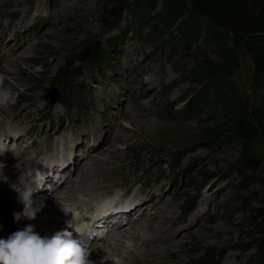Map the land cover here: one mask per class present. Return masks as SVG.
<instances>
[{
    "label": "rangeland",
    "instance_id": "1",
    "mask_svg": "<svg viewBox=\"0 0 264 264\" xmlns=\"http://www.w3.org/2000/svg\"><path fill=\"white\" fill-rule=\"evenodd\" d=\"M190 3L0 0V87L16 95L15 103L0 106V147L8 148L0 168L9 178L0 180V238L29 223L41 236L64 229L59 203L77 194L89 202L139 190L152 200L141 209L145 230L137 226L139 235H149L152 264H196L226 247L216 264L253 263L257 247L239 248L262 235L256 218L264 208V72L256 70L250 49L192 13ZM88 39L109 53L99 65L75 62L80 76L73 89L57 74ZM52 87L59 97L49 103ZM239 121L250 123V140L235 139ZM36 155L51 164L67 156L68 168L55 175L68 178L60 185L47 173L44 181L45 164L37 162L44 207L19 225L3 216L23 208L10 182L20 175L32 182ZM209 174L215 177L203 182ZM109 237L83 239L94 264H147V257L133 263L129 248L112 251ZM137 240L122 243L135 247Z\"/></svg>",
    "mask_w": 264,
    "mask_h": 264
},
{
    "label": "trees",
    "instance_id": "2",
    "mask_svg": "<svg viewBox=\"0 0 264 264\" xmlns=\"http://www.w3.org/2000/svg\"><path fill=\"white\" fill-rule=\"evenodd\" d=\"M190 4L192 13L206 17L216 28L231 34L237 43L245 45L250 49L256 70L264 72V0H191ZM110 43V53L118 51L116 41L111 40ZM107 53H109L108 50L101 46V43L88 39L85 41L83 48L71 60L65 62L61 71L57 74V78H61L62 82L66 85L69 83L74 89L76 87L74 80L80 76V70L78 69L83 68V65L87 62L99 65L101 61L107 59ZM75 62H81L79 68L75 67ZM185 99L183 98V101ZM66 101L68 100L62 99L61 103L66 106L68 104ZM47 106L50 105L47 104ZM174 107L175 104L170 103L165 108L166 113L170 115ZM249 124H245L242 121L236 124V128L234 129L235 139H242L244 141L251 139ZM217 137L218 135H213V139ZM217 141H219V138H217ZM184 150L187 152L188 148ZM181 155L179 154V156ZM174 160V163L178 161L177 156H175ZM247 162L251 163V159L249 158ZM168 167L171 168V165L169 164ZM213 177H215L214 174H209L202 181L206 182ZM190 204H194V200H191ZM187 210L185 213H187ZM258 210L256 219L262 229V235L256 238L255 242L252 241V243L245 244V246L239 248L242 251H247L253 245L257 247L252 264H264V208H258ZM230 248H224L216 259L212 256L214 255V251L204 253V255L198 258L196 264H216L217 260L223 257Z\"/></svg>",
    "mask_w": 264,
    "mask_h": 264
},
{
    "label": "clouds",
    "instance_id": "3",
    "mask_svg": "<svg viewBox=\"0 0 264 264\" xmlns=\"http://www.w3.org/2000/svg\"><path fill=\"white\" fill-rule=\"evenodd\" d=\"M15 101L16 95L13 92L0 87V106ZM5 150H8L6 146L0 147V153ZM3 168H0V180L9 182ZM41 183L42 177L39 173L34 183H27L19 177L16 182H10V187L18 194V202L23 205L21 211L12 214L16 222L22 218H37V214L44 207V199L37 195L41 191ZM59 207L65 215L70 214V208L63 205ZM89 255L87 244L70 220L66 221L64 229L51 236H41L35 231V225L29 223L11 232L7 238H0V264H94Z\"/></svg>",
    "mask_w": 264,
    "mask_h": 264
},
{
    "label": "bare ground",
    "instance_id": "4",
    "mask_svg": "<svg viewBox=\"0 0 264 264\" xmlns=\"http://www.w3.org/2000/svg\"><path fill=\"white\" fill-rule=\"evenodd\" d=\"M14 131V130H13ZM82 146V145H81ZM78 148V147H77ZM90 154V151L88 152V155ZM85 156V155H84ZM71 157H73V160H75L74 158L76 157V155L74 154V155H72ZM67 162H69L68 160H67ZM12 166V165H11ZM38 166L39 165H35L34 167H31V176H35L36 175V167H37V169L38 170H40L39 168H38ZM66 168V167H65ZM65 168H62V169H57V167L56 166H54V165H51V164H49V163H46L45 164V166L43 167V172L44 173H42V176H43V179H44V181L46 180V177H47V173H51V174H53V178H54V180H55V182L56 181H59V184L61 185L62 183H64L65 181H66V179L68 178V176L63 180V181H61V178L60 177H58V176H55V174L57 173L58 175H59V171H61V172H63L64 173V171H65ZM67 168H68V166H67ZM45 170V171H44ZM41 171V170H40ZM42 172V171H41ZM45 175V176H44ZM31 180V179H30ZM48 180H49V178H48ZM52 180V179H51ZM32 181V180H31ZM34 181H35V178L33 179V181H32V183H34ZM42 184H43V180H42ZM131 188V187H130ZM56 189V188H55ZM137 192L139 193V194H141V191H139V190H137ZM143 195V194H142ZM151 195H146L144 198H142V197H140L139 198V200H141V202L138 204V201L136 200L132 205H134V208H133V214L135 213V214H137V216L135 217V218H129L128 219V216H130V215H133L132 213H130V214H123V215H119L117 218L115 217V218H112V219H115V221H106L105 222V224L104 225H102L101 227H102V229H101V231H100V235L99 236H96L95 234H92L91 236H93V237H96V238H98V239H102L103 238V236L105 235V233L106 232H110V237L108 238V240H106V241H109V243H110V245H111V250L112 251H115V250H120V249H124V248H129V250H130V253H131V257H130V260L133 262V263H137V262H139V260L142 258V257H147L145 260H147L146 262H147V264H152V259H151V257H150V255H151V248H152V246H150V245H148V243H147V240H144V238L146 239L147 237H149V235L148 236H146V237H144V235L142 236V234L141 235H139L138 234V232H137V229H140L142 226H143V224H142V222L140 221L141 220V218H143V216H144V213H145V211L143 210V212L141 211V209H143V207L147 204V203H149L150 201H152L151 199L150 200H148V198L147 197H150ZM145 198H147L146 200H145ZM105 201H108L109 200V198L108 197H104L103 198ZM45 202V201H44ZM105 205V204H104ZM136 205V206H135ZM168 206V205H167ZM168 208V207H167ZM22 209H17V210H14V211H11L10 210V212H8V213H5V214H3V216L5 217V218H10V219H12V220H14V218H13V212H19V211H21ZM140 212H142V213H140ZM162 212H165V211H161V213ZM96 213V212H95ZM140 213V214H139ZM127 215V216H126ZM93 217H95V215L93 216ZM57 218V217H56ZM56 218H54V219H56ZM137 218V219H136ZM152 219H154L155 218V216L154 217H151ZM150 218V219H151ZM9 219V220H10ZM131 219H135V221H131ZM9 220H7V221H9ZM32 221V220H31ZM19 223V225H23L21 222H18ZM66 226V225H65ZM121 226V227H120ZM123 226V227H122ZM137 226H141V227H139V228H137ZM149 227L151 226V225H148ZM161 226V225H160ZM159 226V227H160ZM143 228V227H142ZM158 228V227H157ZM162 228V227H161ZM161 228L159 229V231H156L158 234L161 232ZM144 229V228H143ZM145 230V229H144ZM150 231V230H149ZM154 231V229H152L151 228V232H153ZM91 232V229L88 231V234ZM91 236H87V238L86 239H90L91 238ZM131 236H136L137 238H138V240L136 241V243H135V245H133V246H135V247H127L126 245L124 246V243H122L123 241H124V239L125 238H128V237H131ZM139 244H141V246L143 245V246H145V250H144V252L142 253V254H138L137 252H136V248L138 247V245ZM122 246H124L123 248H122ZM135 251V252H134ZM154 260V259H153ZM155 261V260H154ZM157 261H160V258H159V256H158V259H157ZM141 263V262H140Z\"/></svg>",
    "mask_w": 264,
    "mask_h": 264
},
{
    "label": "water",
    "instance_id": "5",
    "mask_svg": "<svg viewBox=\"0 0 264 264\" xmlns=\"http://www.w3.org/2000/svg\"><path fill=\"white\" fill-rule=\"evenodd\" d=\"M47 96H48V102L54 103L57 101V99L59 97V93L57 92V90L54 87H52L51 89L48 90Z\"/></svg>",
    "mask_w": 264,
    "mask_h": 264
}]
</instances>
